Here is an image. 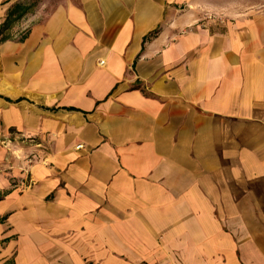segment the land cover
<instances>
[{
	"label": "crops",
	"instance_id": "obj_1",
	"mask_svg": "<svg viewBox=\"0 0 264 264\" xmlns=\"http://www.w3.org/2000/svg\"><path fill=\"white\" fill-rule=\"evenodd\" d=\"M47 3L0 42V264H264V0Z\"/></svg>",
	"mask_w": 264,
	"mask_h": 264
},
{
	"label": "rangeland",
	"instance_id": "obj_2",
	"mask_svg": "<svg viewBox=\"0 0 264 264\" xmlns=\"http://www.w3.org/2000/svg\"><path fill=\"white\" fill-rule=\"evenodd\" d=\"M48 1H50V3H47ZM60 1H62V0H22V1H20L21 3L23 2L22 4H24L26 6H33V8L29 12V14H27L25 16L24 21H23V26H20L19 29L17 27H13L8 32V36L11 39H16V40L24 37L26 35V33L28 32V30L30 29V27L37 21L35 14H36L38 7L46 2L48 4L47 8H46V13L49 14L53 10L56 3L60 2ZM16 2H17V0H8L4 6L5 7L8 5L14 6V4ZM0 6H2V5H0ZM5 162H6V159L1 157L0 158V175L4 174L1 165Z\"/></svg>",
	"mask_w": 264,
	"mask_h": 264
},
{
	"label": "trees",
	"instance_id": "obj_3",
	"mask_svg": "<svg viewBox=\"0 0 264 264\" xmlns=\"http://www.w3.org/2000/svg\"><path fill=\"white\" fill-rule=\"evenodd\" d=\"M20 1L22 0H17L14 6H11L7 13L5 22L2 24L0 23V42H4L10 39V37L8 36V32L13 27H17L19 23H22L24 21L25 16L29 14L31 9L33 8V6H26L22 4L23 2L21 3ZM158 33L159 30H156L147 37H145L143 45L145 46L146 42L154 38Z\"/></svg>",
	"mask_w": 264,
	"mask_h": 264
},
{
	"label": "built area",
	"instance_id": "obj_4",
	"mask_svg": "<svg viewBox=\"0 0 264 264\" xmlns=\"http://www.w3.org/2000/svg\"><path fill=\"white\" fill-rule=\"evenodd\" d=\"M83 146H79L78 149H81Z\"/></svg>",
	"mask_w": 264,
	"mask_h": 264
}]
</instances>
